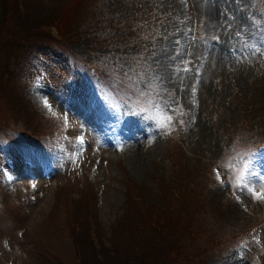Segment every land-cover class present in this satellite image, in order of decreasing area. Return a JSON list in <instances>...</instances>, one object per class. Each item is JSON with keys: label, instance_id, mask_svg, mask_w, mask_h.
I'll list each match as a JSON object with an SVG mask.
<instances>
[{"label": "rangeland", "instance_id": "374dc122", "mask_svg": "<svg viewBox=\"0 0 264 264\" xmlns=\"http://www.w3.org/2000/svg\"><path fill=\"white\" fill-rule=\"evenodd\" d=\"M69 1L38 0L66 37L47 26L0 51V264H79L85 219L94 252L102 231L121 255L144 197L152 221L170 206L191 220L193 238L177 226L165 243L202 248L203 264H264V200L229 170L247 154L264 187V0H83L53 14ZM23 8L0 0L1 38L20 33Z\"/></svg>", "mask_w": 264, "mask_h": 264}, {"label": "trees", "instance_id": "16d2710c", "mask_svg": "<svg viewBox=\"0 0 264 264\" xmlns=\"http://www.w3.org/2000/svg\"><path fill=\"white\" fill-rule=\"evenodd\" d=\"M23 1V0H21ZM70 0L65 4L69 7H73V3L75 2V6L77 7L83 0ZM38 0H24V6H26V11L23 8L22 14L19 15L16 12L17 20L16 25L20 29L19 34H4V37H0V51L8 45L11 47L14 46V40L16 37L24 36L29 45L32 42H36L38 40L29 41V37H40L45 39V33L47 26H55L57 34L60 36H67L69 34V30L66 23L64 26L59 25L57 20H53L52 18H47V10H42L38 6ZM68 10L67 8L63 11L57 12L55 11L53 14L59 16V14H66L69 16L71 13H75V8ZM84 9L86 7V1L79 6ZM46 19H50L51 21L47 25H43ZM68 21V18H67ZM31 31L35 32L32 33ZM66 31V32H65ZM13 39L10 43L9 40ZM1 57V53H0ZM2 67V64L0 65ZM4 73H0V89L5 88V86L1 84V80ZM133 189H138L135 185H133ZM147 193V191H145ZM164 190H159L157 195H162ZM144 195L145 193L142 192ZM177 193L174 194L176 196ZM139 198V197H138ZM133 201V200H131ZM137 208L135 210V216L132 217L133 225L138 228L140 231L138 233H131L132 235L124 240V245L121 249V255L118 254L117 249L113 245V252H110L105 246L103 241L101 240L104 237V233L102 231L99 232L100 242L99 248L95 250L91 247V241L87 230V222L86 219L83 222H79L81 234L79 239H77L76 248H80L82 252L80 255L77 254V259L80 261L79 264H203L206 263L205 257L202 255L203 250L198 246L193 250L184 251L182 245L177 244H167L165 241H170L173 233L175 232V228L179 226L183 229V232H187L191 234L192 232L189 229L190 221L185 220L183 224H181L180 216H173V213L176 212L175 208L170 206L168 208L160 207L158 211L164 212L166 215L163 220L158 222L152 221L151 217L154 216L153 209L156 210L155 207H150V210L146 211V216H143L139 210L138 206L145 205L147 203V199L139 198L136 200ZM135 202V201H133ZM80 211H86V204H84V208L79 205ZM181 214V213H180ZM128 215H126L127 217ZM131 219V222H132ZM136 222V223H134ZM193 238V234L190 235ZM164 239V240H163ZM213 242V240L211 241ZM80 247H79V246ZM116 251V252H114ZM114 254V255H112ZM82 255V256H81ZM150 259L154 260L153 262ZM203 261V262H201ZM63 264L59 260H55L53 264Z\"/></svg>", "mask_w": 264, "mask_h": 264}, {"label": "snow or ice", "instance_id": "6c2138e0", "mask_svg": "<svg viewBox=\"0 0 264 264\" xmlns=\"http://www.w3.org/2000/svg\"><path fill=\"white\" fill-rule=\"evenodd\" d=\"M237 3H240V0H236ZM237 36H240V33H237ZM212 39L219 42V37H213ZM179 43V41H177ZM187 70V69H185ZM135 75L140 79H145L144 73L137 72ZM154 80L158 81L159 77H154ZM151 86V82H149ZM155 91V89H153ZM170 121V118H168ZM161 126H165V121H161ZM233 172V182L236 184V187L242 190H249L253 193V197L256 199L264 200V187L260 189H255L252 187L248 177L252 175L251 169V159L247 154H244L240 157L239 164L235 167L229 169ZM217 178L220 179V174L217 172Z\"/></svg>", "mask_w": 264, "mask_h": 264}, {"label": "bare ground", "instance_id": "6f19581e", "mask_svg": "<svg viewBox=\"0 0 264 264\" xmlns=\"http://www.w3.org/2000/svg\"><path fill=\"white\" fill-rule=\"evenodd\" d=\"M138 152H140V151H138ZM136 157L139 158V157H141V155L137 154Z\"/></svg>", "mask_w": 264, "mask_h": 264}]
</instances>
